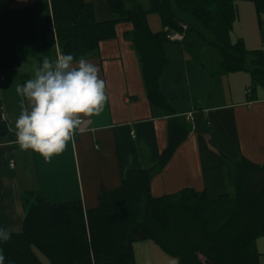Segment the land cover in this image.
I'll return each mask as SVG.
<instances>
[{
	"label": "trees",
	"instance_id": "obj_1",
	"mask_svg": "<svg viewBox=\"0 0 264 264\" xmlns=\"http://www.w3.org/2000/svg\"><path fill=\"white\" fill-rule=\"evenodd\" d=\"M237 1L149 0L146 9L136 1L128 6L127 0H105L113 14L106 20L96 18L94 5L87 0L9 4L0 8V74L18 67L24 58L40 63L57 51L78 59L114 36L117 22L131 21V40L153 105L171 110L160 85L162 70L170 63L163 43L172 32L183 34L189 48L196 44L190 45L188 36L205 44L207 50L196 51L194 59L212 75L247 70L264 85V52L249 50L242 40L232 42L229 37ZM252 1L264 17V0ZM152 11L161 17L159 31L149 26L147 14ZM189 128L186 122L171 121L169 145L157 163L128 169L119 186L98 195L93 208H85L81 200L53 203L32 191L25 194L22 230H7L9 239L0 242L4 264H133L134 242L147 239L179 264H261L256 241L264 236V164L244 158L233 161L229 181L234 193L214 200L193 188L151 194L152 177ZM7 132L0 119L1 138Z\"/></svg>",
	"mask_w": 264,
	"mask_h": 264
},
{
	"label": "crops",
	"instance_id": "obj_2",
	"mask_svg": "<svg viewBox=\"0 0 264 264\" xmlns=\"http://www.w3.org/2000/svg\"><path fill=\"white\" fill-rule=\"evenodd\" d=\"M34 1L0 0V8ZM127 1L128 6L134 1L146 9L150 6V2L145 5L142 0ZM238 1L235 25L239 24L241 12V0ZM252 3L255 21L264 22ZM102 5L101 17L96 13V18H112L108 5ZM153 13L157 16L151 18ZM147 20L152 31L163 28L157 12H149ZM133 27L131 21L117 22L114 36L101 40L95 50L75 59L83 58L97 66L99 78L106 81L109 101L99 114L83 117L80 131L64 151L48 160L31 150H20L14 135V122L21 105L15 86L28 79L33 65L39 63L27 57L18 67L0 74L1 111L8 128L5 138L0 136V225L8 231L22 230L23 196L30 191L53 203L81 200L85 208L95 207L98 195L119 186L128 169L149 168L157 163L169 145L171 121L186 122L190 128L152 177L150 191L154 196L193 188L214 200L234 193L229 181V165L233 161L244 158L264 164V85L257 83L247 70L212 75L194 59L193 47L185 46L182 39H169L163 43L170 63L162 70L160 92L171 110L153 105L131 40ZM241 40L247 49L255 50L250 49L253 46L246 38L242 36ZM194 41L188 36L190 45ZM256 247L264 264V238L257 239ZM133 264L179 263L147 239L134 242Z\"/></svg>",
	"mask_w": 264,
	"mask_h": 264
},
{
	"label": "clouds",
	"instance_id": "obj_3",
	"mask_svg": "<svg viewBox=\"0 0 264 264\" xmlns=\"http://www.w3.org/2000/svg\"><path fill=\"white\" fill-rule=\"evenodd\" d=\"M15 93L21 97L14 122L16 144L45 160L63 152L80 131L82 118L99 114L109 101L97 66L83 58L75 60L70 53L44 57L38 66L34 64L32 75L16 84ZM8 239L9 232L0 227V242ZM0 264H4L2 255Z\"/></svg>",
	"mask_w": 264,
	"mask_h": 264
},
{
	"label": "rangeland",
	"instance_id": "obj_4",
	"mask_svg": "<svg viewBox=\"0 0 264 264\" xmlns=\"http://www.w3.org/2000/svg\"><path fill=\"white\" fill-rule=\"evenodd\" d=\"M142 1L145 3V5H148L149 2L148 0H142ZM242 2H250V3H246L248 5H243L244 3ZM93 4L95 8V14L97 13L98 16L101 17L100 14L102 13L103 10L100 5L101 4L105 5L106 4L105 0H94ZM253 6L254 5L251 0H244V1L241 0V2L239 3V10H241L238 19L239 24L235 25L236 22H234L229 37L232 42H235L237 40H241L243 36L244 38H246L247 43L250 46H253V48L250 49H261L264 52V22L262 20L257 22L255 21L256 12H254L255 10L253 9ZM153 14L154 15H150L151 18L157 16L156 13ZM192 37L195 40L193 44H196V46H194L195 51H199L200 53H202L203 51L207 50V47L205 46V44L202 43L200 39H197V37L194 35ZM260 238H264V236Z\"/></svg>",
	"mask_w": 264,
	"mask_h": 264
},
{
	"label": "built area",
	"instance_id": "obj_5",
	"mask_svg": "<svg viewBox=\"0 0 264 264\" xmlns=\"http://www.w3.org/2000/svg\"><path fill=\"white\" fill-rule=\"evenodd\" d=\"M186 26L184 25V28H185ZM170 39H182V37H183V35L181 34V33H178V32H172L171 34H169V36H168ZM1 109H2V105H1V103H0V115L2 116V119H4L5 118V115H4V113L1 111ZM188 117H189V119H191L192 118V114L191 113H189V115H188ZM14 163H13V160H11L10 161V165H13Z\"/></svg>",
	"mask_w": 264,
	"mask_h": 264
}]
</instances>
